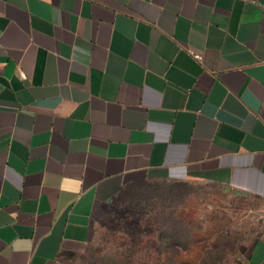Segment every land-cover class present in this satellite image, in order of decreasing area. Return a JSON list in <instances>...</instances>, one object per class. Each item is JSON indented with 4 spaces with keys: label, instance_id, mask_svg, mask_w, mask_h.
I'll return each instance as SVG.
<instances>
[{
    "label": "crops",
    "instance_id": "obj_1",
    "mask_svg": "<svg viewBox=\"0 0 264 264\" xmlns=\"http://www.w3.org/2000/svg\"><path fill=\"white\" fill-rule=\"evenodd\" d=\"M142 180L264 211V0H0V264H97Z\"/></svg>",
    "mask_w": 264,
    "mask_h": 264
},
{
    "label": "rangeland",
    "instance_id": "obj_2",
    "mask_svg": "<svg viewBox=\"0 0 264 264\" xmlns=\"http://www.w3.org/2000/svg\"><path fill=\"white\" fill-rule=\"evenodd\" d=\"M183 183L127 185L100 217L97 264H239L264 225L259 202Z\"/></svg>",
    "mask_w": 264,
    "mask_h": 264
},
{
    "label": "trees",
    "instance_id": "obj_3",
    "mask_svg": "<svg viewBox=\"0 0 264 264\" xmlns=\"http://www.w3.org/2000/svg\"><path fill=\"white\" fill-rule=\"evenodd\" d=\"M144 181H147V180H142V181H137V182H135V183H140V182H144ZM170 182H172V181H170ZM176 183H178L179 185H181V184H185V183H183V182H176ZM124 190V189H123ZM123 192V191H122ZM121 192V193H122ZM176 235L171 231L169 234H167V238H174Z\"/></svg>",
    "mask_w": 264,
    "mask_h": 264
},
{
    "label": "built area",
    "instance_id": "obj_4",
    "mask_svg": "<svg viewBox=\"0 0 264 264\" xmlns=\"http://www.w3.org/2000/svg\"><path fill=\"white\" fill-rule=\"evenodd\" d=\"M196 57H197V58H200V55L197 54Z\"/></svg>",
    "mask_w": 264,
    "mask_h": 264
}]
</instances>
